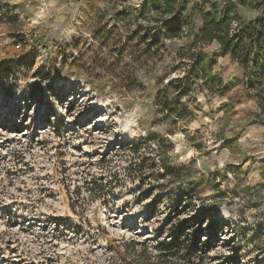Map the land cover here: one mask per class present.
I'll return each mask as SVG.
<instances>
[{
	"label": "rangeland",
	"instance_id": "1",
	"mask_svg": "<svg viewBox=\"0 0 264 264\" xmlns=\"http://www.w3.org/2000/svg\"><path fill=\"white\" fill-rule=\"evenodd\" d=\"M201 4L157 48L151 0H0V264H146L186 220L217 245L203 264H264V128L242 85L190 75L205 51L244 77L197 41ZM172 82L191 93L171 118Z\"/></svg>",
	"mask_w": 264,
	"mask_h": 264
},
{
	"label": "trees",
	"instance_id": "2",
	"mask_svg": "<svg viewBox=\"0 0 264 264\" xmlns=\"http://www.w3.org/2000/svg\"><path fill=\"white\" fill-rule=\"evenodd\" d=\"M201 1L199 7H208L210 10L204 13V23L197 41L202 45L218 43L221 56H230L243 69L244 77L234 84H225L222 78L213 72L216 57L213 58L214 55L205 51L197 54L190 75L202 73L206 86L210 90L217 89L221 96H225L235 86L242 85L245 96L257 104V115L253 123L264 128V0ZM151 3V10L156 13V18L153 25L151 22L147 24L149 29L144 31V41H151L152 46L158 48L162 35L166 37L181 35L183 29L181 22L187 10L188 0H151ZM240 8L256 11L258 16L245 21L239 13ZM109 34L110 32L107 33ZM106 39L110 38L106 36ZM6 65L3 63L0 68ZM135 86L134 83L133 87ZM166 90L157 94L156 102L169 117H173L175 106L189 111L187 102H181L191 93L188 84L181 86L179 82H172L166 86ZM159 141L154 139L158 144ZM262 161L264 163V160ZM164 168L167 173L170 172L168 166ZM95 186H92V190L97 188ZM101 187L98 186V189L103 190ZM203 233L188 220L172 224L167 231L162 232L169 240H157L158 253L147 258L146 264H203L207 253L217 246H210L211 243L204 242ZM161 237L163 236L158 239ZM134 244V241L129 243L127 248H133ZM147 249L145 247L143 254ZM205 249L209 251L204 252ZM152 259L155 262L151 263Z\"/></svg>",
	"mask_w": 264,
	"mask_h": 264
}]
</instances>
